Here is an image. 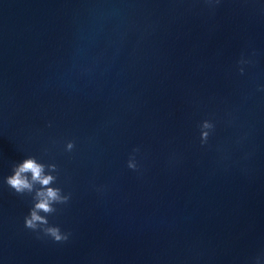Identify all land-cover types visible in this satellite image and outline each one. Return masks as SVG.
<instances>
[{
    "label": "water",
    "instance_id": "1",
    "mask_svg": "<svg viewBox=\"0 0 264 264\" xmlns=\"http://www.w3.org/2000/svg\"><path fill=\"white\" fill-rule=\"evenodd\" d=\"M28 155L65 242L5 182ZM0 264H264V0H0Z\"/></svg>",
    "mask_w": 264,
    "mask_h": 264
},
{
    "label": "clouds",
    "instance_id": "2",
    "mask_svg": "<svg viewBox=\"0 0 264 264\" xmlns=\"http://www.w3.org/2000/svg\"><path fill=\"white\" fill-rule=\"evenodd\" d=\"M240 71L243 72V68ZM213 127L211 121H202L201 143L207 141L209 130ZM74 147L75 142L68 140L65 150L70 152ZM127 164L131 169L137 168L134 156L130 157ZM58 175L59 167L56 163H45L34 155H28L22 162L13 164L12 174L5 178V182L16 194L31 196L32 207L24 217V226L35 232L38 238L50 237L54 242H65L71 233L49 222V216L58 211L57 206L66 205L71 199V193H65L56 183Z\"/></svg>",
    "mask_w": 264,
    "mask_h": 264
}]
</instances>
